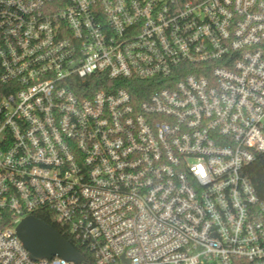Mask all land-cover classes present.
<instances>
[{"label": "built area", "instance_id": "obj_1", "mask_svg": "<svg viewBox=\"0 0 264 264\" xmlns=\"http://www.w3.org/2000/svg\"><path fill=\"white\" fill-rule=\"evenodd\" d=\"M262 154L264 0H0V264H264Z\"/></svg>", "mask_w": 264, "mask_h": 264}, {"label": "water", "instance_id": "obj_2", "mask_svg": "<svg viewBox=\"0 0 264 264\" xmlns=\"http://www.w3.org/2000/svg\"><path fill=\"white\" fill-rule=\"evenodd\" d=\"M16 235L33 261L58 257L69 262L81 263L85 259L70 242L52 226L27 217L16 227Z\"/></svg>", "mask_w": 264, "mask_h": 264}, {"label": "trees", "instance_id": "obj_3", "mask_svg": "<svg viewBox=\"0 0 264 264\" xmlns=\"http://www.w3.org/2000/svg\"><path fill=\"white\" fill-rule=\"evenodd\" d=\"M131 93L134 94V89L132 90L129 88ZM245 174L248 177L251 186H253L254 192L256 196L261 200L264 201V154H262L253 164H251L248 168L245 170ZM35 218L52 226L64 239L68 240L70 244L78 251L83 257L88 260V254L85 252L84 249L80 248L66 233L63 231L59 226H57L53 222V218L51 217H44L41 215H35Z\"/></svg>", "mask_w": 264, "mask_h": 264}]
</instances>
